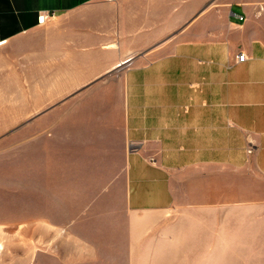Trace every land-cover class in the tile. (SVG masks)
I'll list each match as a JSON object with an SVG mask.
<instances>
[{"label": "crops", "instance_id": "0c3cea01", "mask_svg": "<svg viewBox=\"0 0 264 264\" xmlns=\"http://www.w3.org/2000/svg\"><path fill=\"white\" fill-rule=\"evenodd\" d=\"M0 53L25 223L63 205L94 255L264 264V0H0Z\"/></svg>", "mask_w": 264, "mask_h": 264}, {"label": "rangeland", "instance_id": "374dc122", "mask_svg": "<svg viewBox=\"0 0 264 264\" xmlns=\"http://www.w3.org/2000/svg\"><path fill=\"white\" fill-rule=\"evenodd\" d=\"M3 59L2 71L4 73L13 75L17 72L16 68L17 70L20 68V64L10 62L7 64L6 60L8 59L5 55ZM8 83L11 84L10 87L7 85L0 87V92L10 93L8 97H0V123L17 114V111L14 112L9 109H18L22 105L21 88L14 87L13 84L15 85L16 81L12 79ZM54 118L55 115L53 114L49 120ZM16 131H18L17 127H0V264H108L106 261L110 259L116 261L113 264H127V258L123 256L94 255L92 240L89 243L86 239H77V234L87 236L86 228H88L85 223H70V215L75 213L77 209L66 208L62 205L58 214L59 218H57L58 216L55 217L56 209L53 206H48L47 217L48 220H53L52 223L47 222L46 225L40 226L38 223L24 222L21 165L23 164L24 152L27 150L24 146L26 139H23L22 132ZM76 139L77 137H75V141ZM63 140L71 142L72 137L67 136ZM114 153L111 152L112 155ZM108 162H106L105 168H108L112 173L118 168L119 162L115 158ZM51 163L53 160L48 159L47 165L49 166ZM71 194H64V204H76L79 201L75 195L74 198L76 199H72ZM117 194L115 193L116 196ZM48 198L46 204L52 205L54 196ZM51 199L52 201H50ZM56 218L59 219V223H55ZM39 227H42L41 230ZM72 230L75 231L74 234L71 232ZM172 259V262L166 264H184L182 256H175Z\"/></svg>", "mask_w": 264, "mask_h": 264}, {"label": "built area", "instance_id": "2783aa9c", "mask_svg": "<svg viewBox=\"0 0 264 264\" xmlns=\"http://www.w3.org/2000/svg\"><path fill=\"white\" fill-rule=\"evenodd\" d=\"M240 19H242V17H240ZM236 58L238 61H245V59L247 58V55L244 53H238L236 55Z\"/></svg>", "mask_w": 264, "mask_h": 264}]
</instances>
